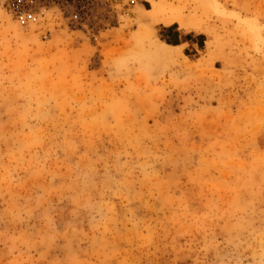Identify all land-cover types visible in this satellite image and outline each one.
<instances>
[{"label": "rangeland", "instance_id": "rangeland-1", "mask_svg": "<svg viewBox=\"0 0 264 264\" xmlns=\"http://www.w3.org/2000/svg\"><path fill=\"white\" fill-rule=\"evenodd\" d=\"M74 1L0 0V264H264V0Z\"/></svg>", "mask_w": 264, "mask_h": 264}, {"label": "built area", "instance_id": "built-area-1", "mask_svg": "<svg viewBox=\"0 0 264 264\" xmlns=\"http://www.w3.org/2000/svg\"><path fill=\"white\" fill-rule=\"evenodd\" d=\"M7 11L21 26L27 27L42 20L49 6L64 8L67 18L72 24H80L86 18L83 6L76 5L74 0H1Z\"/></svg>", "mask_w": 264, "mask_h": 264}, {"label": "crops", "instance_id": "crops-1", "mask_svg": "<svg viewBox=\"0 0 264 264\" xmlns=\"http://www.w3.org/2000/svg\"><path fill=\"white\" fill-rule=\"evenodd\" d=\"M161 32L160 38L163 43L166 45L167 42H169L172 45H168L171 47H182L188 48L191 47L194 50L198 49V43H199V36L200 34H191V33H184L180 31L177 28H172V26L164 27L161 26L159 29ZM189 36V38H187ZM177 44V45H173Z\"/></svg>", "mask_w": 264, "mask_h": 264}, {"label": "bare ground", "instance_id": "bare-ground-1", "mask_svg": "<svg viewBox=\"0 0 264 264\" xmlns=\"http://www.w3.org/2000/svg\"><path fill=\"white\" fill-rule=\"evenodd\" d=\"M150 4V10L149 12L154 16V14L159 10L162 4V0H145ZM175 23H179L181 25L180 19L179 18H174ZM173 23V21H170L166 24V26H169Z\"/></svg>", "mask_w": 264, "mask_h": 264}, {"label": "trees", "instance_id": "trees-1", "mask_svg": "<svg viewBox=\"0 0 264 264\" xmlns=\"http://www.w3.org/2000/svg\"><path fill=\"white\" fill-rule=\"evenodd\" d=\"M172 28H175V26L173 25ZM187 38H189V36H187ZM167 44H168V45H172V44H170L169 42H167ZM173 45H177V44H173ZM202 45H203V36L200 35V36H199V43H198V46L201 48Z\"/></svg>", "mask_w": 264, "mask_h": 264}]
</instances>
